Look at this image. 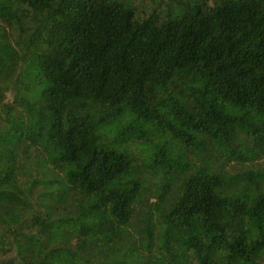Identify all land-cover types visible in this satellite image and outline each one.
<instances>
[{
  "label": "trees",
  "instance_id": "obj_1",
  "mask_svg": "<svg viewBox=\"0 0 264 264\" xmlns=\"http://www.w3.org/2000/svg\"><path fill=\"white\" fill-rule=\"evenodd\" d=\"M0 264H264V0H0Z\"/></svg>",
  "mask_w": 264,
  "mask_h": 264
},
{
  "label": "rangeland",
  "instance_id": "obj_2",
  "mask_svg": "<svg viewBox=\"0 0 264 264\" xmlns=\"http://www.w3.org/2000/svg\"><path fill=\"white\" fill-rule=\"evenodd\" d=\"M163 3L164 0H133V5L140 16L148 15L153 9L160 8ZM8 100H12L10 95H8Z\"/></svg>",
  "mask_w": 264,
  "mask_h": 264
}]
</instances>
